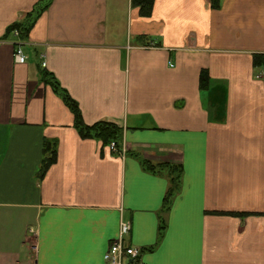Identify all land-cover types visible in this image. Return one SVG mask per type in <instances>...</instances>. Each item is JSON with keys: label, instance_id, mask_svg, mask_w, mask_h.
<instances>
[{"label": "crops", "instance_id": "obj_1", "mask_svg": "<svg viewBox=\"0 0 264 264\" xmlns=\"http://www.w3.org/2000/svg\"><path fill=\"white\" fill-rule=\"evenodd\" d=\"M43 1L0 0V264H104L121 222L124 264H264V0H50L7 34ZM44 74L123 155L79 136ZM139 159L182 168L168 210Z\"/></svg>", "mask_w": 264, "mask_h": 264}, {"label": "trees", "instance_id": "obj_2", "mask_svg": "<svg viewBox=\"0 0 264 264\" xmlns=\"http://www.w3.org/2000/svg\"><path fill=\"white\" fill-rule=\"evenodd\" d=\"M212 7H217V0H211ZM50 3V0H44L42 3L34 7L33 11L26 16V19L21 24H15L11 26L7 34L10 35L14 31L18 32V38H23L27 35L31 29L35 19ZM153 0H132V4L139 7L140 13L144 16H148L151 12ZM263 61V60H262ZM264 61L262 62V64ZM44 80L52 87L55 94L60 97L65 106L70 110L74 118V127L77 130L79 136L82 139L95 138L100 140L104 145L115 143L118 150L121 148V140L123 130L113 123L99 122L92 126L84 125L78 105L70 98L65 90L60 88L59 84L48 74H44ZM207 80L206 75L201 77V85L205 84ZM43 159L41 161L38 177H43L47 170L56 162V149L55 144L51 142L43 143ZM118 155L116 153H112ZM142 169L150 174L166 176L169 182V186L164 198V210H168L172 199L179 192L181 187L182 168L180 166L159 163L152 164L150 162L139 159ZM164 230V225L161 223L158 232V238H161Z\"/></svg>", "mask_w": 264, "mask_h": 264}, {"label": "built area", "instance_id": "obj_3", "mask_svg": "<svg viewBox=\"0 0 264 264\" xmlns=\"http://www.w3.org/2000/svg\"><path fill=\"white\" fill-rule=\"evenodd\" d=\"M15 37H18V32L14 31L12 33ZM13 59L16 64H24L25 56L22 50L15 46L13 52ZM44 66V64L42 65ZM256 78L264 82V64L258 67ZM108 148L111 153H116L118 155H123L122 148L118 150L115 143H110ZM131 231V225L126 222H121L118 228V235L115 237L108 245L107 250L103 255L104 264H124L125 262L137 261L141 255V250L128 246L126 244L125 238L129 236Z\"/></svg>", "mask_w": 264, "mask_h": 264}]
</instances>
